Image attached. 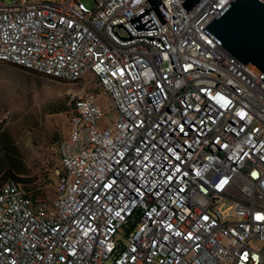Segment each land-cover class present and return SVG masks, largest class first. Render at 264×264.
I'll return each instance as SVG.
<instances>
[{"label": "built area", "instance_id": "1", "mask_svg": "<svg viewBox=\"0 0 264 264\" xmlns=\"http://www.w3.org/2000/svg\"><path fill=\"white\" fill-rule=\"evenodd\" d=\"M147 1L0 0V62L107 98L71 95L52 198L0 189V264H264V82L203 31L233 0L137 33Z\"/></svg>", "mask_w": 264, "mask_h": 264}, {"label": "rangeland", "instance_id": "2", "mask_svg": "<svg viewBox=\"0 0 264 264\" xmlns=\"http://www.w3.org/2000/svg\"><path fill=\"white\" fill-rule=\"evenodd\" d=\"M11 6L15 0H2ZM21 1V0H19ZM94 8L93 0H81ZM97 96V103L106 106L98 80L88 76L79 84L57 81L27 72L14 64L0 62V173L9 166L7 156L14 160L20 178H31L38 184L48 178L49 190L56 187V171L60 161L53 150L55 139L67 135L70 97ZM114 123L116 115H109Z\"/></svg>", "mask_w": 264, "mask_h": 264}, {"label": "water", "instance_id": "3", "mask_svg": "<svg viewBox=\"0 0 264 264\" xmlns=\"http://www.w3.org/2000/svg\"><path fill=\"white\" fill-rule=\"evenodd\" d=\"M204 0H183L186 13ZM151 9L127 19L137 33L157 32L148 12L154 10L162 25L167 23L159 9L161 0H148ZM165 9V7L163 6ZM166 11V9H165ZM264 82V1L233 0L204 30Z\"/></svg>", "mask_w": 264, "mask_h": 264}, {"label": "trees", "instance_id": "4", "mask_svg": "<svg viewBox=\"0 0 264 264\" xmlns=\"http://www.w3.org/2000/svg\"><path fill=\"white\" fill-rule=\"evenodd\" d=\"M18 68H21L25 71H27L26 69L15 65ZM29 72V71H27ZM32 73V72H30ZM34 74V73H33ZM37 75V74H36ZM40 76V75H38ZM58 81V80H57ZM74 111V104L71 108H65L63 110H61V112H65V113H69V116L71 117V115L73 114ZM69 117V119H70ZM64 138L61 137L59 139H55V144L61 142V140ZM54 144V145H55ZM7 161L9 166L6 168V170L2 173H0V189L2 188V186H4L5 184L9 183V182H13L16 184H21L24 188V190L26 191V193H28L29 195L36 197V196H43V197H48V198H52V194H53V190H49V188H47V184H51V182L47 181L48 178H43V182L41 183H37L35 180L31 179V178H20L19 175L22 174V172H18L16 170V166L14 165V160H12L9 156H7ZM56 182H57V178H56Z\"/></svg>", "mask_w": 264, "mask_h": 264}, {"label": "snow or ice", "instance_id": "5", "mask_svg": "<svg viewBox=\"0 0 264 264\" xmlns=\"http://www.w3.org/2000/svg\"><path fill=\"white\" fill-rule=\"evenodd\" d=\"M257 219H264V217H257Z\"/></svg>", "mask_w": 264, "mask_h": 264}]
</instances>
